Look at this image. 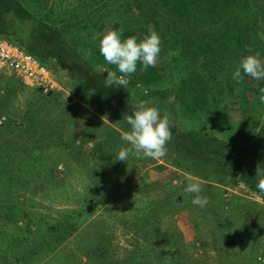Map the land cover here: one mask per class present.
<instances>
[{"label":"rangeland","instance_id":"obj_1","mask_svg":"<svg viewBox=\"0 0 264 264\" xmlns=\"http://www.w3.org/2000/svg\"><path fill=\"white\" fill-rule=\"evenodd\" d=\"M82 64L57 72L64 91L51 94L0 72V264H264L262 159L227 183L201 180L209 203L193 205L171 140L162 159L115 160L130 105L172 124L168 108L139 87L117 107Z\"/></svg>","mask_w":264,"mask_h":264},{"label":"trees","instance_id":"obj_2","mask_svg":"<svg viewBox=\"0 0 264 264\" xmlns=\"http://www.w3.org/2000/svg\"><path fill=\"white\" fill-rule=\"evenodd\" d=\"M121 27L122 38L138 40L157 31L158 62L146 71L138 63L126 88L99 85L93 91L113 95L118 107L139 87L142 97L167 107L172 164L200 180L227 183L225 176L256 159L264 163V82L244 76L237 83L232 76L248 54L246 45L264 60V0H0V38L58 77L72 78L69 69L86 72V62L91 73L106 78L115 66L100 55L99 36H91Z\"/></svg>","mask_w":264,"mask_h":264},{"label":"clouds","instance_id":"obj_3","mask_svg":"<svg viewBox=\"0 0 264 264\" xmlns=\"http://www.w3.org/2000/svg\"><path fill=\"white\" fill-rule=\"evenodd\" d=\"M123 32V27L119 30L110 29L98 37L100 55L116 69L107 72L104 81L106 87L126 88L129 83L126 77L136 72L138 63L142 70L146 71L149 67H155L160 55L161 38L154 29H149L148 33L139 40L135 36L122 38ZM259 36L261 40H264V33ZM245 47L248 54L241 57L232 74L233 79L240 83L244 76H248L256 81L264 82V60L261 59L258 51L253 53L250 46ZM259 100L264 103V86L259 87ZM130 107L131 114L125 116L129 129L121 132V140L128 146L119 149L115 160L126 162L130 155L138 159H162L167 154L166 145L172 138L173 125L169 115L167 113L161 115L156 107L148 106L143 100L134 102ZM255 177L257 189L264 193V167L259 163L256 166ZM185 181L184 194L193 197L191 201L193 205L205 207L209 200L201 195L202 181L190 173L185 174Z\"/></svg>","mask_w":264,"mask_h":264},{"label":"built area","instance_id":"obj_4","mask_svg":"<svg viewBox=\"0 0 264 264\" xmlns=\"http://www.w3.org/2000/svg\"><path fill=\"white\" fill-rule=\"evenodd\" d=\"M0 72L14 77L27 87L48 94L64 91L61 79L52 69L16 44L0 38Z\"/></svg>","mask_w":264,"mask_h":264}]
</instances>
